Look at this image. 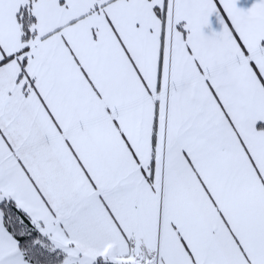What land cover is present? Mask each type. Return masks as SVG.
I'll use <instances>...</instances> for the list:
<instances>
[{"label":"snow or ice","instance_id":"obj_1","mask_svg":"<svg viewBox=\"0 0 264 264\" xmlns=\"http://www.w3.org/2000/svg\"><path fill=\"white\" fill-rule=\"evenodd\" d=\"M0 264H264V0H0Z\"/></svg>","mask_w":264,"mask_h":264}]
</instances>
